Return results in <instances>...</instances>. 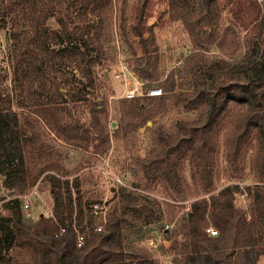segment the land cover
Wrapping results in <instances>:
<instances>
[{"label": "rangeland", "instance_id": "374dc122", "mask_svg": "<svg viewBox=\"0 0 264 264\" xmlns=\"http://www.w3.org/2000/svg\"><path fill=\"white\" fill-rule=\"evenodd\" d=\"M15 2L20 6L22 0ZM24 3L27 7L31 0ZM72 3L73 0H66L62 9L58 5L55 15H74L76 6ZM136 5L137 0H128L126 30L122 32L121 0L113 1L108 14L111 41L105 45L101 63L94 68L95 88L85 90L84 95L74 94L73 99L83 97L79 102L63 98L67 107L63 111L64 122L73 127H46L27 108L28 125L19 127L25 131L23 140L29 144L26 179L19 184L23 191L18 193L4 186L5 177L0 174V216L13 217L11 207L18 205L27 225L36 226L43 219L55 221L53 195L58 191L59 200L65 205L66 224H71L79 235L103 225L109 217H118L124 250L122 264H187L183 245L189 236L187 213L192 203H208L203 222L208 236H218L211 209L223 201L232 202L235 209L245 212L247 219L255 216L264 222V160H259L258 139L253 135L239 151L232 143L241 113L238 106H231L212 132L209 173L197 170L191 155L173 158L170 172L163 171L164 165L153 160L164 139L178 134L180 123L195 120L201 112L188 105L185 92L242 56L244 51L238 48L234 36L242 19L224 10L218 37L208 44L204 34L194 35L189 30L179 11L171 8L170 0H150L143 19L146 32L140 39L129 32ZM47 24L58 29L56 17ZM26 38L21 43L13 41L16 52L27 49ZM141 41H148L150 53L146 56ZM4 42L2 31L0 45ZM17 63L14 57L13 67ZM137 64L140 69L147 64L149 72H155L154 80L146 82L145 87L172 89L160 115L138 128L143 117L131 115L122 76L127 71L131 73ZM75 78L70 71L63 74L61 69H44L47 85L54 80L61 86ZM20 95L18 91L17 96ZM36 95L47 101L54 94L44 88ZM96 103L104 106L97 123L90 112ZM61 129L77 130L83 138L69 143L76 142L81 148L68 144ZM221 191L224 196L217 200ZM196 209L199 213L201 205H196ZM207 228L217 234L208 233ZM1 255L4 263L33 261L31 252L18 244ZM258 264H264V254Z\"/></svg>", "mask_w": 264, "mask_h": 264}, {"label": "trees", "instance_id": "16d2710c", "mask_svg": "<svg viewBox=\"0 0 264 264\" xmlns=\"http://www.w3.org/2000/svg\"><path fill=\"white\" fill-rule=\"evenodd\" d=\"M15 1L0 0V32H4L5 39L0 45V174L5 177V187L20 193L23 190L19 184L26 179L29 144L27 139L23 140L25 131L19 127L28 125L27 108L46 127H73L64 122L63 111L67 107L63 98L79 102L83 97L73 99L74 94L84 95L85 90L95 88L94 68L101 63L105 45L111 41L108 14L114 0H73L75 14L60 16L55 12L58 5L63 8L66 0H31L27 7L24 1L29 4L30 0H22L20 6ZM149 1L137 0L135 20L129 27L133 37L141 39L146 32L143 19ZM127 5L128 0H121L119 30L122 32L126 30ZM170 6L179 11L194 35L204 34L208 44L218 37L223 11H232L242 19L234 36L238 48L244 52L233 63L213 71L192 91L185 92L188 105L201 112L195 120L180 123L178 134L164 139L154 163L164 165L163 171L170 172L173 158L191 155L196 169L209 173L212 132L233 105L241 108L233 136L234 149L239 151L255 135L259 160H264V0H170ZM53 17L58 29L47 24ZM25 37L29 40L27 49L16 52L13 41L21 43ZM140 44L143 55H148V41ZM14 57L17 67H13ZM140 67L137 64L131 70L138 80L142 83L154 80L155 72L150 73L147 64ZM45 68L51 72L61 69L63 74L70 71L76 78L74 82L61 83L63 87L54 80L47 85L43 79ZM44 88L54 94L47 101L36 95ZM96 91L100 93L99 89ZM171 91L164 90L159 97L129 100L131 115L143 117L137 128L160 115ZM144 101L147 105H143ZM103 107V103H96L91 108L96 123ZM61 131L68 144L81 148L76 142L69 143L83 138L77 130ZM221 196L223 191L216 199L220 200ZM53 197L55 221L43 219L36 226L27 225L22 221L18 205L11 207L13 217L0 216V256L18 244L31 252L30 264H122L124 250L118 217H109L100 231L93 228L78 245L76 231L66 224L65 205L59 200L58 191ZM196 205L202 207L199 213ZM207 207L205 200L195 202L187 213L189 236L183 245L187 264H258L264 254V222L255 216L247 219L244 211L235 209L232 202L223 201L211 209L218 236H208L203 225ZM0 264L11 263L2 262L0 257Z\"/></svg>", "mask_w": 264, "mask_h": 264}, {"label": "built area", "instance_id": "2783aa9c", "mask_svg": "<svg viewBox=\"0 0 264 264\" xmlns=\"http://www.w3.org/2000/svg\"><path fill=\"white\" fill-rule=\"evenodd\" d=\"M127 75L130 78H127ZM123 81L125 83L126 92L124 97L126 99L132 100L136 98H143V97H159L163 95V91L160 87H145V83H142L138 80L132 72L127 74L123 73ZM119 77V76H117ZM102 229V225H97L94 227L95 231H100ZM206 231L211 233L212 235H216L217 231L212 228H207ZM84 241V236L77 234V244L81 245ZM150 243H153V240H150Z\"/></svg>", "mask_w": 264, "mask_h": 264}]
</instances>
